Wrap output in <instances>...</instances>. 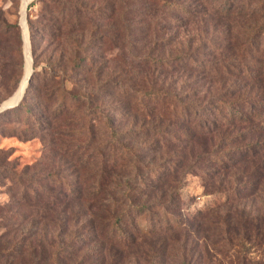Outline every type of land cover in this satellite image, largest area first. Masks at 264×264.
<instances>
[{
	"label": "trees",
	"instance_id": "trees-1",
	"mask_svg": "<svg viewBox=\"0 0 264 264\" xmlns=\"http://www.w3.org/2000/svg\"><path fill=\"white\" fill-rule=\"evenodd\" d=\"M37 2L41 4V10L36 19L27 17L29 48L35 55L39 39L47 40L45 51L50 50L52 55L43 64L40 73L36 72L38 65L33 62L32 74L22 99L14 108L0 113V119L11 116L14 122L32 129L29 131L37 130L43 134L69 129L64 135L69 143L60 141V149H66V156L68 153V157L76 160L78 166L88 173L80 182L82 190L72 193L65 191V186L61 185L55 193L48 194L47 198L53 199L56 209L55 218L50 235L44 226L41 229L37 241L39 256L34 263L80 264L76 259L81 250L89 246L94 247L91 252L106 250L112 264H129L128 259L134 255L142 256L143 264H160L163 253L181 241L180 236L185 239L187 227L196 218L197 223L203 218L198 214L189 221H179L172 216L181 180L186 175L199 176L205 184H209L220 173L236 170L232 174L233 181L227 180L231 181L229 185H234V189L241 187L235 184V179L242 174L251 181L244 183L243 187L264 181V91L256 97L252 96V87L245 90L253 84L264 88L261 61L264 50L247 46L242 53V60L237 64V76L234 77L243 85L241 92L235 91L240 93L237 96L230 91L233 88L226 78L213 74L212 64L203 67L193 58L186 57L185 63L183 58L175 60V64L179 63L177 67L181 65V69L198 77L199 72L213 76L210 82L215 80L220 87L215 96L204 93L203 98L207 99L200 100V82L196 80L187 84L188 92L177 94L157 90L158 76L151 65L144 66L136 73L137 77L129 79L126 85L118 84L119 88L114 93L119 104L113 108L108 100L102 99L104 97L97 98L95 92H91L88 76L92 67L87 52L94 29L89 31L91 18L83 5L78 0H35L28 9ZM217 2L215 10L220 15L233 17V0H212L213 4ZM250 5L245 2V6L236 7L235 15L241 12L247 14ZM157 6L187 15L185 8L164 0H159ZM150 18L146 17L147 20ZM88 32L90 37L85 38ZM249 35L255 39L256 31H251ZM21 44L18 40L19 52ZM152 63L160 65V68L164 66L159 61L153 60ZM206 68L210 72L205 71ZM223 68L226 69L225 66ZM17 69H21L20 60ZM252 69L261 73L256 76L257 81L251 74ZM141 76L147 84L138 90L132 86ZM35 77L41 78L40 84L32 86ZM108 83L102 82L100 89L107 91L110 88ZM211 87L209 84L206 92ZM108 95L103 96L109 99ZM7 98L1 99L0 105ZM112 109L117 110L122 118L130 120L131 131L121 130ZM97 130L105 139L95 147V139L100 140L95 136ZM229 132H236L230 139L235 140L234 144L240 140L248 141L244 147L238 148L240 152L235 153L237 156L234 159L231 158L234 154H225L221 149L223 142L229 140L223 136ZM139 139L148 144L141 148L143 150H134L129 144H124ZM87 149L92 151L84 158ZM161 152L167 159L157 164L154 160L162 159L159 156ZM148 157L151 158L148 160ZM226 158L231 160L227 162ZM202 165L210 169L213 167V173L204 174L200 170ZM222 184L227 185L226 182ZM30 197L31 193L23 189L20 199L26 208H34L31 202L37 201L35 195L32 201ZM83 217L86 219L82 224L74 226ZM140 220L146 221L147 226L142 227ZM237 220L240 229H246L248 221L242 213ZM256 220L254 218L250 222L254 228ZM19 227L17 224L16 229ZM225 227L228 228V225L225 224ZM239 234V248L244 251L247 247L242 243L247 241L246 234L245 231ZM25 239L26 235H21L16 242L20 251L6 250L0 245V252L9 255L30 252L33 257L35 248L22 244ZM60 239L64 240L58 242ZM248 254L249 249L243 253L244 256Z\"/></svg>",
	"mask_w": 264,
	"mask_h": 264
},
{
	"label": "rangeland",
	"instance_id": "rangeland-1",
	"mask_svg": "<svg viewBox=\"0 0 264 264\" xmlns=\"http://www.w3.org/2000/svg\"><path fill=\"white\" fill-rule=\"evenodd\" d=\"M34 1L30 0L26 11L22 13L23 0H0V100L9 96L1 105L19 90L21 81L30 69V60L24 56L23 29L26 33L24 14L27 25V17L35 20L41 10V4L38 2L28 9ZM158 1L78 0L91 18L89 31L94 29L91 37L89 32L88 37H85L91 38L88 42L90 50L87 52L92 67L88 76L91 92H95L97 98L104 97V101L108 100V104L117 108L119 103L114 92L119 88L118 84L126 85L129 79L137 77L136 73L144 66L153 65L154 74L158 76L155 85L157 90L177 94L188 92L187 84L196 80L200 82V100L207 99L203 98L204 93L215 96L220 87L215 80L210 82L213 76L199 72L198 77L197 74L181 69V65L177 67L178 62L175 64L177 58H183L185 63L186 57H191L203 67L212 64L215 70L213 74H221L220 77L226 78L233 88L230 91H234L236 96L239 95L240 93L235 91L241 92L243 85L234 77L237 76V64L242 60V53L247 46L264 50V0H233L235 7L231 18L220 15L215 10L219 3L213 4L212 0H164L185 8L187 15L180 11L159 8ZM245 2L251 4L250 12H241L236 16V7L245 6ZM146 17L151 18L147 20ZM253 30L256 31L255 39L249 35ZM18 40L22 43L20 52L17 51ZM36 45L37 52L32 55L30 51V57L32 65L33 62L38 65L36 72L40 73L43 64L52 54L50 50L45 51L48 48L47 40L39 39ZM19 60L20 71L17 69ZM153 60L163 63L164 66L160 68V65L152 63ZM261 61L264 66V57ZM205 71L210 72L207 68ZM251 74L257 81L256 76L261 73L252 69ZM143 76L133 80L135 83L133 82L132 87L142 90L147 84V81L142 79ZM40 80L41 78L35 77L32 86L40 84ZM106 81L113 91L110 88V92L109 89H100L101 83ZM209 84L212 87L206 92ZM251 87L252 96L259 97L264 91V88L260 89L254 84L245 90L248 91ZM106 93L110 94L109 99L103 96ZM18 100L16 99L15 103ZM112 115H117L116 123L121 130L131 131L130 120L122 118L115 109ZM10 117L6 115L0 119V245L5 246L6 250L20 251L16 242L21 235H26L22 244H30L31 249L35 248V253L33 258L30 252L21 251V254L13 255L0 252V264H35L39 256L37 241L41 229L44 226L50 235L51 224L55 218L56 209L53 199L47 198L48 194L55 193L61 185L65 186V191L72 193L82 190L80 182L88 172L82 170L76 160H71L68 153L66 156V149H60V141L69 143L64 136L69 129L62 128L58 129L59 133L43 134L37 130L29 131L32 129L14 122ZM235 134L236 132L226 133L223 137L229 140L224 141L221 148L225 154H234L235 156H231L233 159L237 156L235 153L240 152L238 148L248 144L247 140L234 144L235 140L230 139H233ZM95 136L100 139H95L93 143V146L97 147L105 136H102L99 130ZM144 142L139 139L124 144H129L134 150H140L148 145ZM91 151L92 149H87L84 158H87ZM159 156L161 160H154L157 164L167 159L163 152ZM150 158L148 157V160ZM226 159L227 162L231 160ZM200 170L207 174L212 172L213 167L210 169L202 165ZM234 172L236 170H229L227 173L224 171L216 177L212 175L214 178L209 184H205L204 180L193 174H188L181 180L178 199L172 207V216L179 221H189L198 214L203 218L198 223L195 222L196 218L193 224L187 227L185 239L180 236L182 242L174 244L173 248L177 250L167 249L160 264H264V181L243 187L244 183L251 181L242 174L235 179V184L241 187L234 189V185H229L233 181ZM86 182L89 186L90 183ZM225 182L227 185L222 184ZM23 189L31 193L30 201L36 196L37 201L31 202L34 208H26L24 201L20 199ZM39 196L41 199H38ZM240 213L248 221L246 229L243 230L237 220ZM86 217L88 218V214ZM254 218L257 219L256 228L250 225ZM85 219L83 217L82 221L74 226H80ZM139 222L142 227L147 226L146 221ZM17 224L21 226L18 229ZM242 231H245L247 238V241L242 243L247 247L244 251L249 249V254L245 256L237 239ZM259 236H262L260 240ZM179 244L182 247L180 245L179 248ZM93 248L86 246L82 249L76 262L112 264L106 250L91 252ZM128 260L129 264H143V258L139 255H134Z\"/></svg>",
	"mask_w": 264,
	"mask_h": 264
},
{
	"label": "bare ground",
	"instance_id": "bare-ground-1",
	"mask_svg": "<svg viewBox=\"0 0 264 264\" xmlns=\"http://www.w3.org/2000/svg\"><path fill=\"white\" fill-rule=\"evenodd\" d=\"M29 1L30 0H23L24 5L21 8L22 13L25 12V7L29 3ZM24 26H25V24H24ZM25 31H26V28H25ZM23 43H24L23 44L24 45V56L28 57L30 62H31L28 35H27V31H26V33L24 32V29H23ZM29 75H30V69H29V72L25 75V77L21 81V83H20L21 86L19 87V90L11 97L10 101L6 102V104H13V103H15L16 99L20 98L21 94L23 93V91L26 87L27 79H28Z\"/></svg>",
	"mask_w": 264,
	"mask_h": 264
},
{
	"label": "water",
	"instance_id": "water-1",
	"mask_svg": "<svg viewBox=\"0 0 264 264\" xmlns=\"http://www.w3.org/2000/svg\"><path fill=\"white\" fill-rule=\"evenodd\" d=\"M27 5H28V4H27ZM26 8H27V6L25 7V11H26ZM24 24H25V28H26V31H27L26 20H25V14H24ZM23 50H24V45H23ZM31 74H32V62H30V75H29V77H28V79H27V84H28V82H29V78H30ZM27 84H26V86H27ZM25 89H26V87H25ZM25 89H24L23 93L21 94L19 100H18L16 103H13V104H6V103H4V104H2V105L0 106V113L5 112V111H7V110H9V109H12V108H14L15 106H17L18 103H19V101H20V100L22 99V97H23V94H24V92H25ZM10 99H11V98H10ZM10 99H9L8 101H10ZM8 101H7V102H8Z\"/></svg>",
	"mask_w": 264,
	"mask_h": 264
}]
</instances>
